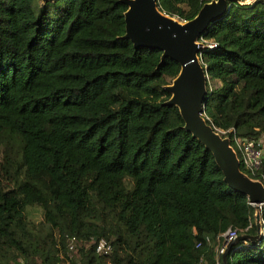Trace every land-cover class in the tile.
Wrapping results in <instances>:
<instances>
[{
    "label": "trees",
    "instance_id": "trees-1",
    "mask_svg": "<svg viewBox=\"0 0 264 264\" xmlns=\"http://www.w3.org/2000/svg\"><path fill=\"white\" fill-rule=\"evenodd\" d=\"M207 1L157 7L187 21ZM124 10L0 0V264H215L228 229L246 238L224 264H264V206L230 189L162 105L179 66L121 38ZM200 42L207 82H218L206 85V122L264 136V0L230 4Z\"/></svg>",
    "mask_w": 264,
    "mask_h": 264
},
{
    "label": "water",
    "instance_id": "water-1",
    "mask_svg": "<svg viewBox=\"0 0 264 264\" xmlns=\"http://www.w3.org/2000/svg\"><path fill=\"white\" fill-rule=\"evenodd\" d=\"M42 4L54 0H40ZM253 0H209L204 2L194 17L182 21L169 16L157 7V0H119L125 6L123 11V39L129 40L134 48L159 49L160 61L170 58L179 66L176 75L163 89L169 94L162 105L174 106L183 122V129L190 133L208 150L222 173L223 182L232 190L246 196L250 205L264 202V185L258 179L247 176L239 169L236 153L228 137H222L203 116L207 76L201 65L200 51L203 48L200 35L216 19L220 18L230 4H249ZM256 235L248 237L253 241L259 234V216L255 210ZM246 238L238 236L235 240ZM221 256L224 264L225 254Z\"/></svg>",
    "mask_w": 264,
    "mask_h": 264
},
{
    "label": "built area",
    "instance_id": "built-area-1",
    "mask_svg": "<svg viewBox=\"0 0 264 264\" xmlns=\"http://www.w3.org/2000/svg\"><path fill=\"white\" fill-rule=\"evenodd\" d=\"M183 21V20H182ZM208 47L215 46L212 41H204ZM215 130L222 136V137H228L226 136L227 132H231L232 136L231 139L229 138L230 145L234 149L236 156L239 161V166H242V168L245 170L242 171L247 176L253 179H258L261 181L264 185V177L258 173V170L263 162L264 159V136L260 135L255 138H243L235 134L233 129H227V130H220L215 128ZM258 175H260V179L256 178ZM264 206V202L261 204ZM261 205H258L259 207ZM236 238L235 231L233 230H226L224 233H221L217 235L214 239V250L216 253V259L215 264H219L221 261V256L224 253L225 248L228 246V244L234 241ZM206 241L210 242V240L207 238ZM221 242V243H220ZM72 247V243L70 245V248ZM95 251L98 253L106 254L110 251V245L104 240L99 239L96 241L95 244Z\"/></svg>",
    "mask_w": 264,
    "mask_h": 264
},
{
    "label": "rangeland",
    "instance_id": "rangeland-1",
    "mask_svg": "<svg viewBox=\"0 0 264 264\" xmlns=\"http://www.w3.org/2000/svg\"><path fill=\"white\" fill-rule=\"evenodd\" d=\"M218 84V82L217 81H214V80H212V81H208V86H210V87H212V86H215V85H217ZM239 169L241 170V171H244L245 172V170L242 168V166H239ZM255 209H258L259 208V206L257 205V206H253ZM221 243V242H220Z\"/></svg>",
    "mask_w": 264,
    "mask_h": 264
}]
</instances>
